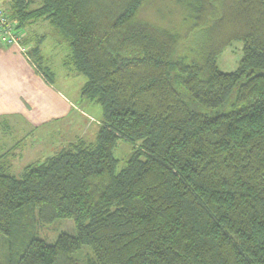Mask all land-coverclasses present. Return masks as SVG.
I'll return each mask as SVG.
<instances>
[{
    "label": "trees",
    "instance_id": "obj_1",
    "mask_svg": "<svg viewBox=\"0 0 264 264\" xmlns=\"http://www.w3.org/2000/svg\"><path fill=\"white\" fill-rule=\"evenodd\" d=\"M155 1L0 5L20 33L50 24L86 78L82 100L103 114L95 143L20 177L0 166L1 235L23 212L77 230L32 239L12 264H79L84 247L88 264H264V0H167L143 16ZM234 42L243 59L223 73ZM120 142L134 151L117 171Z\"/></svg>",
    "mask_w": 264,
    "mask_h": 264
},
{
    "label": "rangeland",
    "instance_id": "obj_2",
    "mask_svg": "<svg viewBox=\"0 0 264 264\" xmlns=\"http://www.w3.org/2000/svg\"><path fill=\"white\" fill-rule=\"evenodd\" d=\"M8 2L9 0H0V5L7 8ZM160 2L155 1V5L151 6L153 8H147L143 16L153 19L159 5L168 3L167 0H163L161 4ZM31 30L32 34L39 38L36 39L37 42L43 38L40 43H36L37 46L41 44L42 50L40 54L42 58L36 61L51 79L48 78L49 86L54 85L55 89L53 88V90L69 97L73 102L68 100L72 114L70 115L71 112H62V114L54 117L50 111L42 114L41 112L38 113L36 108L32 109L29 106V114L37 118L34 121L37 123L35 127L26 124L19 117L7 123V126L10 127L8 130H5L6 125L4 124L0 126V149H8L11 145L18 149L11 153L13 155L10 153L0 154V166L1 168L8 167L12 170V174L17 176L22 175L30 165L50 158L59 150L67 148L73 143L81 141L86 144L95 143L103 118L100 106L81 98V89L86 78L76 73L72 66L66 65L70 56L68 44L47 22L45 24L39 23ZM22 32L25 33L26 30ZM18 53L22 52L18 49ZM243 56V43L234 42L218 58L219 70L223 73L237 71ZM36 57L38 58V56ZM56 119L58 121L53 122ZM45 121L50 123L42 124ZM38 124L41 125L37 126ZM133 151V146L126 142H120L117 145L114 151V156L119 161L117 171L126 166ZM10 158H13L12 161ZM16 223L17 227H15L12 237L9 238L0 234V264H12L34 238L53 244L62 233L77 235L73 221L59 219L44 224L39 220L38 215L32 212H23L20 217L17 216ZM74 258L79 264H88L95 260L90 247H84Z\"/></svg>",
    "mask_w": 264,
    "mask_h": 264
},
{
    "label": "crops",
    "instance_id": "obj_3",
    "mask_svg": "<svg viewBox=\"0 0 264 264\" xmlns=\"http://www.w3.org/2000/svg\"><path fill=\"white\" fill-rule=\"evenodd\" d=\"M10 3L11 0L8 2L7 10L10 7ZM34 26L36 25L28 27L25 33H21L25 39V44L23 40L21 43V47L25 49L24 53H18L16 47H7L0 41V126L2 124L6 125L5 130L10 128L7 123L18 117L26 124L35 127L37 123H34V121L37 118L29 114V106L32 109L36 108L37 112L42 114L50 111V114L54 117L62 114V112H71L70 115L72 114V111H70L71 105L68 102H73L69 97L53 90L54 85L49 86L48 78H46L39 64L29 54L37 47L41 50V44L37 46L36 43H40L43 39L40 38L41 40L37 42L36 39L39 38L35 37L31 30ZM41 53L42 50L40 51ZM54 121H58V119ZM49 123L47 121L42 122V124ZM39 125L41 124L37 126ZM17 150L11 145L8 149H0V154L10 153V155H13L11 153ZM12 159L10 158L11 161ZM5 169L9 174L13 175L12 170L8 167H5ZM13 176L20 177L21 174Z\"/></svg>",
    "mask_w": 264,
    "mask_h": 264
},
{
    "label": "built area",
    "instance_id": "obj_4",
    "mask_svg": "<svg viewBox=\"0 0 264 264\" xmlns=\"http://www.w3.org/2000/svg\"><path fill=\"white\" fill-rule=\"evenodd\" d=\"M22 38L20 31L17 29V24L12 23L7 12L0 8V41L7 47H16L24 53L25 49L21 47Z\"/></svg>",
    "mask_w": 264,
    "mask_h": 264
}]
</instances>
